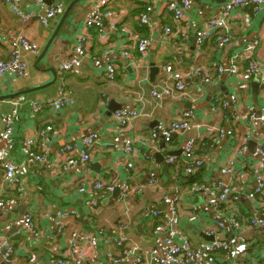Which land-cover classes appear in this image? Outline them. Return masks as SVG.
Returning a JSON list of instances; mask_svg holds the SVG:
<instances>
[{"label":"crops","instance_id":"1","mask_svg":"<svg viewBox=\"0 0 264 264\" xmlns=\"http://www.w3.org/2000/svg\"><path fill=\"white\" fill-rule=\"evenodd\" d=\"M167 1L110 0L107 7L115 11L120 27L111 32L105 42L99 40L96 29L90 30L87 51L91 58L77 71L62 72L60 64L74 55L78 36L84 33L85 21L91 16L96 0H21L25 11L42 12L44 5H61L59 14L48 25L37 19L24 23L8 3L0 0V58H10L9 40L17 32H24L40 50L38 55L26 57L24 76L11 69L0 81V113L13 114L15 118L10 140L0 141V163L8 160L23 163V139L36 137L38 131L48 125L54 127L47 143L52 149L50 161L55 165L40 172L25 166V189L21 195L9 188L1 190L3 173L0 168V199L10 201L0 206V235L15 242V264H49L53 254L65 251L71 233L82 234L92 228L82 217H69L65 234H59L55 221L57 211L62 208L74 207L84 211L89 194L82 196L76 191L83 182L99 179L114 182L117 187L112 199L105 191L92 193V196L100 197L103 204L94 219L97 231L102 229L104 232L100 234L99 253H88L84 264H114L107 257L119 254L113 243L117 237H124L137 246L138 251L144 253L142 264H150L147 251L154 247L164 249L162 236L155 234L157 221L152 217V210L167 212V198L171 196L177 197L180 213L176 241L189 238L196 244L224 238L237 252L229 255L220 251L213 264H264V229L243 226V231H239L228 222L231 210H238L248 218L264 217L258 203L249 198L257 181L247 168V162L260 160L257 148L264 142L259 117L260 108L264 106V5L258 11L252 7L233 10L231 26L223 31L228 39L226 43L212 37L199 45L196 31L214 15L221 14L227 0H191L190 9L180 23L175 22L165 9ZM71 4L73 6L62 22ZM146 5H152L153 10L150 23L142 25L139 15ZM101 10L105 11V7ZM122 26L127 32L121 30ZM166 26L172 27V35L164 34ZM128 33L151 38L149 52L139 53ZM255 40L258 44L254 58L259 62V69L251 74L247 46ZM123 51L130 54L123 55ZM111 62L116 64L118 71L112 81L106 78ZM231 63L238 67L237 74L229 71ZM168 64L184 75L187 94L175 92L172 98L158 100L151 95V90L162 85V68ZM219 66L224 68L221 73ZM196 69L207 73L211 82L206 83L202 77L194 76ZM257 77L260 86L255 100L253 83ZM62 91L72 98V106L60 109V113L50 108L37 113L32 111L31 101L56 98ZM232 96L238 100L232 101ZM217 98L227 104L224 106L216 101ZM212 105L216 108L213 109ZM122 108L138 112L127 131L134 141V154L124 153L120 148H108L110 143L122 144L113 118L114 112ZM190 110L196 115L194 130L175 134L171 143L163 138L151 139L153 130L170 124ZM253 113L256 117L251 118ZM216 127L232 129L233 135H227L218 144H210V130ZM4 129V122L0 120V133ZM90 132L100 134L91 151L92 159L74 169H62L57 163V149L68 141L81 147L82 137ZM192 137L196 141L195 157L204 160V165L194 175L184 172L182 153L184 141ZM244 144L247 145L244 155L236 156L234 147ZM38 150H41L40 141ZM174 156L175 161L169 163ZM229 160H233L237 167L235 177L221 171L222 165ZM124 181L138 189L126 202L120 199L119 185ZM223 182L232 183L233 189L229 201L219 212L212 205L210 195L203 188L197 191L194 187ZM28 210L32 211L39 229L55 234L57 241L53 250L45 241L35 244L31 239L24 227ZM220 221L224 222V229H219ZM211 231H216L215 235L210 234ZM118 264L131 262L125 259Z\"/></svg>","mask_w":264,"mask_h":264},{"label":"built area","instance_id":"2","mask_svg":"<svg viewBox=\"0 0 264 264\" xmlns=\"http://www.w3.org/2000/svg\"><path fill=\"white\" fill-rule=\"evenodd\" d=\"M11 6L13 13L19 17L24 23L37 19L41 24L48 25L51 19H54L60 12L61 5H44L42 12L25 11L21 7V0H3ZM110 0H96L93 5V12L91 16L87 17L85 21V31L78 36L77 43L74 49V55L64 59L60 64V71L74 72L77 71L85 61L91 58V55L87 51V43L90 39V30L96 29L98 31V38L100 41L105 42L109 38L111 32H115L119 27V19L116 18L115 11L112 8L107 7ZM191 0H169L165 4V9L170 15H172L175 22L180 23L185 19L186 13L190 9ZM264 5V0H227L224 5L221 14L214 15L208 20L202 28L196 31V38L199 45H203L206 41L212 37L220 43H226L228 41L226 31L232 22V11L242 7H252L254 11H258ZM102 7H105V11H102ZM153 10L152 5L147 6V10L139 15V22L142 25H148L151 20V12ZM107 24L105 23V20ZM121 30L127 32V28L122 26ZM164 34L172 35V27H164ZM130 35V33H128ZM133 45L141 54H147L152 44V39L144 36H134ZM24 32H17L10 37L9 50L10 59L5 61L0 58V81L4 78L6 72L11 69H15L20 76H24L27 70L26 57L29 55H38L40 50L37 44H33ZM258 42L255 40L247 46L248 54L251 58L249 61V70L251 74H254L259 69V62L254 58ZM123 55H129L128 51H123ZM229 71L233 74H237L238 67L231 63L228 67ZM219 72H223L224 68L218 67ZM163 77L162 85L155 86L151 90V95L158 100H163L169 97H173L175 92H179L182 95L187 94V84L185 82L184 75L178 71H175L172 65L168 64L162 68ZM118 75L117 66L114 62H111L107 67L106 78L110 81L115 80ZM194 76H200L202 79L209 83L211 77L207 73L201 72L199 69L194 71ZM232 101H237L236 96L231 97ZM216 101L223 103L225 106L226 101H221L217 98ZM74 101L69 97L68 93L62 91L61 95L56 98H49L45 101H31V109L34 113L40 112L43 108H50L55 113H60V109L64 107L72 106ZM215 109L216 106L212 105ZM138 115L135 109L122 108L114 112L113 118L115 122V129L122 137V144L117 143L108 144V148H120L124 153L134 154L135 145L134 141L129 137L127 131L129 129L131 120ZM256 117L253 113L251 118ZM260 121L264 129V106L260 108ZM196 115L193 111H185L181 118L173 120L168 125H160L156 130L151 132V139L157 140L163 138L166 142L171 143L174 140V135L178 133H187L194 130ZM13 114H1L0 120L4 122L5 129L0 133V141L10 140L13 134ZM54 127L48 125L45 129L38 131L36 137L26 136L23 139L21 145L22 155H24L23 163L16 162L14 160H8L0 163V168L3 173V180L1 183V190H12L19 195L24 192V168L25 166L34 168V171H42L44 169H52L55 165L50 161L52 155V149L49 146L48 135L53 131ZM211 131L212 142L211 144L220 143L227 135L232 136V129H226L223 127H216ZM100 137L99 132H90L82 137V146L78 147L76 143L70 141L64 143L56 151L57 163L61 164V168L64 170L74 169L79 164L88 163L92 159L91 151L98 142ZM40 141L41 150H38ZM195 138H188L184 141L183 156L185 159L184 172L190 175L195 174L203 165L204 160L201 157H195ZM247 150V145L234 147V153L236 156H243ZM259 161L252 160L247 162V168H250L251 174L257 181L255 187L250 191L249 198L258 203L261 209V213L264 215V142L258 144L257 148ZM175 156L169 159V163L175 161ZM236 165L233 160L225 165H222L221 171L223 174H227L230 177L237 175ZM153 183V180L150 181ZM121 196L120 199L126 202L130 195L136 192L138 189L132 188L129 181H124L120 185ZM117 185L113 182L106 183L103 179L96 181L83 182L76 192L82 196L88 195L86 202V209L80 211L77 208H62L57 211L55 226L59 234H65L67 225V219L69 217L83 218L87 222V226L92 225L90 230H86L84 233L73 232L70 238H68V244L65 245L66 249L63 252L53 254L49 264H84L86 257L89 254L97 255L99 253L100 246V234L104 230L97 231L96 220L94 219L98 215L103 206L100 201V197L92 196L93 192H107L110 196L116 191ZM210 195V201L212 205L219 211L223 209L222 206L227 204L230 199V194L233 189L232 183H220L212 186L202 187L195 185L194 190H200ZM169 200L168 211H162L159 209L152 210V217L157 221L155 228V234L162 236L164 242V249L161 250L158 247L152 248L147 251V255L150 258V264H185L192 262L193 264H213L220 251H226L229 255L236 254V248L226 239H215L212 242H197L194 244L189 238L184 239L182 242L175 240V236L179 232L180 213L177 197L171 196L167 198ZM10 203L8 200L0 199V206L3 207ZM229 225L239 231H243L244 228H259L264 229V217H246L238 210H231L228 216ZM246 223V224H244ZM219 229H224V222L218 223ZM24 227L30 233L31 239L35 244L45 241L51 245L50 249L53 250L57 241L55 234L41 230L37 227L34 220V215L31 210L25 213ZM95 230V231H92ZM216 231H211L210 234L215 235ZM113 243L116 244L119 254H109L107 259L114 264L121 263V261L128 259L131 264H142L144 259V253L138 251V247L126 240L124 237H117L113 239ZM240 240L244 241L243 237ZM109 241V238L106 239ZM91 250L90 252H88ZM16 244L15 242L5 236L0 235V264H15ZM147 257V262L149 261Z\"/></svg>","mask_w":264,"mask_h":264},{"label":"water","instance_id":"3","mask_svg":"<svg viewBox=\"0 0 264 264\" xmlns=\"http://www.w3.org/2000/svg\"><path fill=\"white\" fill-rule=\"evenodd\" d=\"M72 6H73L72 4L69 6V9H68V11L65 13V15H64V17H63V19H62V22H63L64 19L66 18L67 14H68V12H69V10H70V8H71ZM56 34H57V31L54 33L53 36H55ZM53 39H54V37H53ZM53 39H52V40H53ZM52 40H51V42H52ZM258 79H259V78L257 77L256 80H255V82L253 83V98H254L255 100H257L258 93H259L260 81H259ZM32 90H35V89H32ZM112 108H113V107H112ZM112 108H111V109H112Z\"/></svg>","mask_w":264,"mask_h":264},{"label":"trees","instance_id":"4","mask_svg":"<svg viewBox=\"0 0 264 264\" xmlns=\"http://www.w3.org/2000/svg\"><path fill=\"white\" fill-rule=\"evenodd\" d=\"M147 6H148V5H146L145 9L142 10V11L140 12V14L143 13V12H145V11L147 10ZM96 33H97V32H96ZM144 37H146V36H144ZM210 141H212V140H210ZM210 141H209V142H210ZM210 144H211V143H210ZM193 175H194V174H193ZM222 208L224 209V206H222Z\"/></svg>","mask_w":264,"mask_h":264},{"label":"rangeland","instance_id":"5","mask_svg":"<svg viewBox=\"0 0 264 264\" xmlns=\"http://www.w3.org/2000/svg\"><path fill=\"white\" fill-rule=\"evenodd\" d=\"M33 44H35V42H32ZM10 59V58H9ZM9 59H7V60H9ZM2 60H5V59H2ZM7 60H5V61H7Z\"/></svg>","mask_w":264,"mask_h":264}]
</instances>
